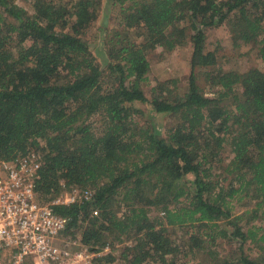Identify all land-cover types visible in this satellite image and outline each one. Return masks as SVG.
I'll use <instances>...</instances> for the list:
<instances>
[{
	"label": "trees",
	"instance_id": "16d2710c",
	"mask_svg": "<svg viewBox=\"0 0 264 264\" xmlns=\"http://www.w3.org/2000/svg\"><path fill=\"white\" fill-rule=\"evenodd\" d=\"M106 1L119 19L98 61L83 36L102 0H0V158L37 155L38 201L91 192L53 209L69 218L65 236L108 246L92 264H174L218 238L239 246L225 257L209 249V264H264V227L240 223L264 217V68L223 69L205 32L226 25L233 46L252 44L264 65V0ZM187 44L185 89L167 79L148 96L147 54ZM244 199L255 207L235 215L232 201Z\"/></svg>",
	"mask_w": 264,
	"mask_h": 264
},
{
	"label": "built area",
	"instance_id": "2783aa9c",
	"mask_svg": "<svg viewBox=\"0 0 264 264\" xmlns=\"http://www.w3.org/2000/svg\"><path fill=\"white\" fill-rule=\"evenodd\" d=\"M37 155L0 158V264H92L99 253L65 236L69 218L53 205L90 197L88 189L73 188L51 202H40L34 190Z\"/></svg>",
	"mask_w": 264,
	"mask_h": 264
},
{
	"label": "rangeland",
	"instance_id": "374dc122",
	"mask_svg": "<svg viewBox=\"0 0 264 264\" xmlns=\"http://www.w3.org/2000/svg\"><path fill=\"white\" fill-rule=\"evenodd\" d=\"M118 12V5L112 6L106 0H102L101 7L98 11V17L93 27L87 34L83 36L90 42L92 51L96 55L98 61H103L102 58H105V51L107 47L106 40L108 38L107 34L118 26ZM205 32L207 37V47L216 52V55L219 59L218 62H220V65L223 69L244 72L251 67H257L260 69L264 68L261 59L257 56L256 52L251 49L252 44H242L238 48L233 46L231 35L226 25L209 27L205 30ZM190 54L191 46L188 44L171 52H164L161 48H156L155 50L149 52L147 54V59L150 64L148 80L147 82L143 83V88L146 90V94L149 96V88L158 81L174 78L178 80L177 90L182 92L185 89L189 74ZM199 81L201 87L206 85L203 78H200ZM205 92L208 95H211L208 89H206ZM137 106L141 108L144 112V115L148 117V107L142 103H138ZM136 118L137 121L143 122L144 118L138 116H136ZM91 121L94 124H100L99 117L93 116ZM155 121L159 124L161 129H163L164 125L166 126L169 122L168 120L165 122V119L162 121L155 119ZM221 157L223 158L224 163H226L232 157V153L229 152V149L225 148L221 153ZM70 191V189L62 191L59 195H64V193H68ZM40 202L45 201L40 200ZM245 202L246 199L239 202L236 200L232 201L234 206L233 213L235 215L241 214L243 211L247 209L250 210L255 207L254 203L247 205ZM155 213L156 212L153 211L152 215ZM261 216L262 213L259 212L257 218L254 221L248 224L244 223V221L240 222L243 226V230L246 232L248 229H254V227H264V217ZM226 227L230 228L229 226ZM182 235H184L183 231L176 230V233L173 234L172 237L179 241ZM122 244L123 243H120V245H117L116 247H121ZM238 246L239 243L237 239L218 238L214 246L208 247L199 253H195L193 256H184L182 253L177 255L176 259L174 260V264H181L185 261H190V263H193V261H199L202 264H209L212 261L210 258L211 254L209 249H214L217 251L220 257H225L233 255ZM117 251L118 250H116V252ZM244 251L250 256H255L258 253L257 248L252 242L249 241V239L244 245ZM114 264H120V262H115Z\"/></svg>",
	"mask_w": 264,
	"mask_h": 264
}]
</instances>
